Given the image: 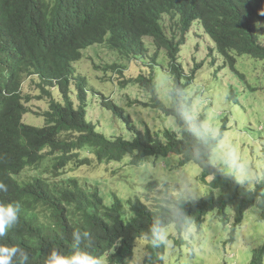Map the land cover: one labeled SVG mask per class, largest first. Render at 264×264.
Instances as JSON below:
<instances>
[{"label": "trees", "instance_id": "obj_1", "mask_svg": "<svg viewBox=\"0 0 264 264\" xmlns=\"http://www.w3.org/2000/svg\"><path fill=\"white\" fill-rule=\"evenodd\" d=\"M106 1L122 9L132 27L147 31L154 29L145 17L149 11L159 16L178 8L183 23L199 19L212 30L226 45L225 54L236 51L264 60V15L260 14L264 0ZM59 15L47 0H0V181L8 188L6 193L0 192V202H18L21 206L18 224L0 242L25 248L29 253L27 264H44L53 248L70 254L71 232L80 228L92 234L89 251L99 258L108 254L112 264H132L134 254L141 257L140 264H166L170 248L151 242L149 228L154 222L167 230L169 240H175L177 247L186 235L202 227L206 215L214 212L221 223L234 222V235L253 207L264 221V183L255 184L254 191L246 194L247 183L237 184L229 168L214 160L228 122L221 123L215 137L205 134L200 131L205 125L203 116H196L186 105L171 111L177 119L176 129H141L124 107L101 94L102 106L125 123L131 138L109 136L97 128L88 117L89 104L78 100L86 78L74 75L78 56L72 43H95L100 39L98 28H76L73 42L60 40L50 34V25L57 24ZM28 77L37 83L39 98L50 97L48 109L40 114L45 117L42 124L25 120L31 112V96L24 92ZM143 80L123 78L118 84L124 87L135 81L154 88L152 83L140 82ZM72 82L79 88L76 100ZM125 158L132 164L156 159L166 167L173 164L170 167L197 171L202 187L193 199L179 189L169 190L156 178L146 181L144 194L134 193L123 199L113 193L108 202L98 183L80 182L73 173L95 159L103 163ZM29 168L37 173L31 180H20L18 176ZM261 168L264 175L262 165L257 170ZM258 197L262 201L259 206ZM177 204L182 219L175 215ZM172 231L180 237H171ZM251 262L263 264L264 247L254 251Z\"/></svg>", "mask_w": 264, "mask_h": 264}, {"label": "rangeland", "instance_id": "obj_2", "mask_svg": "<svg viewBox=\"0 0 264 264\" xmlns=\"http://www.w3.org/2000/svg\"><path fill=\"white\" fill-rule=\"evenodd\" d=\"M166 23L177 29V21L166 19ZM200 28L197 23L192 27V33L182 48L181 62L187 68L194 67L193 55L196 53L199 61H205L209 41L215 46L214 41L206 33L202 37V45L196 51L198 44L194 30ZM149 52L144 56L132 58L123 57L118 51L112 50L107 44H95L83 50V56L74 63L76 68L74 75H81L86 78L78 98L82 103L89 104V119L97 128L107 135H123L131 138L125 123L114 116L101 104V94H105L124 107L127 113L136 124L144 128L150 127L153 131H161L166 127L177 128V119L172 114H166L161 110L154 109L148 100V91L137 84L120 86L114 81L113 70L105 66L111 62H118L124 65L126 77H131L134 67L139 66L140 72L149 69V62L157 50L154 45L147 44ZM88 62H81L84 59ZM91 64V65H89ZM101 68H95L93 65ZM168 66V57L165 50H160L156 58V71L158 73V89L161 97L169 102L168 83L169 77L164 72ZM186 83L187 79H183ZM72 96L77 99L79 88L72 82ZM24 92L31 96L28 103L31 112L25 116L27 122L42 124L43 117L40 116L48 109L50 97L43 95L37 83L32 78H27L24 84ZM186 92L193 98L194 111H202L206 114L205 125L215 129L218 133L221 123L227 117L230 119L228 127L224 130V139L215 153V162L229 164L223 161L234 157L241 163H248L254 172L262 173L264 168V60L256 59L249 55H238L235 67L221 65L218 63L209 65L206 61L194 80L186 87ZM147 94V95H146ZM56 96H59L55 94ZM78 101V102H79ZM228 121V120H227ZM91 154V153H89ZM169 162L171 159H167ZM173 164L164 166L161 160L148 159L147 164H132L127 158L122 161H105L99 163L95 159L91 164L73 173L80 182L89 180L94 182L100 193L109 200L111 194L116 193L123 199L134 193H145L146 181L158 178L164 186L168 185L169 190L179 189L181 194H188L189 191L197 193L202 187L197 182V171L187 168L177 169L170 167ZM188 167V166H186ZM180 168V167H179ZM189 168V167H188ZM45 167H41L44 170ZM37 173L34 168H29L18 177L20 180L28 181ZM203 192L202 190H200ZM143 193V194H144ZM229 219H233L232 215ZM217 212L206 215L202 227L193 230L191 235H186L183 242L177 247L175 240L172 247L168 264H253L254 251L264 247V221L261 219L256 207L251 208L245 216V221L233 234V221L220 222ZM171 237H180V233L172 231ZM103 261V260H102Z\"/></svg>", "mask_w": 264, "mask_h": 264}, {"label": "clouds", "instance_id": "obj_3", "mask_svg": "<svg viewBox=\"0 0 264 264\" xmlns=\"http://www.w3.org/2000/svg\"><path fill=\"white\" fill-rule=\"evenodd\" d=\"M47 2L50 4L52 11H58L60 13V15L57 16V24L50 25V34L60 40L72 41L73 33L76 28L83 31L92 27H97L100 39L91 45L99 43L107 44L110 49L118 51L126 58L144 56L149 52L147 44L154 45L157 50L152 56V59L149 62V69L146 72H140V67L136 66L134 67L133 73H130L131 77H126V71L123 64L114 61L107 64L105 67L113 70L115 74L113 77L114 81H118V77L129 80L143 78L144 80L140 81L141 83H152L154 86L152 90L140 83H136L135 81H133L134 83H128L125 85L137 84L143 86L142 88H145L149 95L145 104L150 103V106L154 109L161 110L169 115H172V110H177L189 105L196 116H203L205 122L206 114H203L202 111L197 114L194 111L193 98H190L191 95L186 92V87L194 80L196 74L200 71L206 61L209 65L218 63L219 67H221L223 63V65H229L234 68L238 55L252 56L248 53H238L236 51H230V54L228 55L225 54L224 49L226 45L218 39L212 30L208 29L199 19L191 21L186 20V24L183 23V14L178 8L165 10L161 12L159 16H155L149 11V15L145 17L154 26V29L147 31L132 27L127 14L116 4L106 0H47ZM260 14L264 15V11L260 12ZM166 19L177 21V26L179 25V27L174 29L171 25L166 23ZM195 23L200 27L194 30L198 40L196 51L201 48L203 42L202 37L206 36L205 31L214 41L215 46L206 36V41L209 42V49L206 52L207 56L205 61H199L198 56L194 53V67L187 68L181 62V52L183 46L188 40V35L193 31L192 27ZM261 26L264 27V25ZM72 45L78 56L77 61L82 58L83 50L91 46H81L80 44L74 43H72ZM160 50H165L168 57V66L164 68V72L168 75L170 80L167 92L169 102H166L161 97L158 89V73L155 65ZM88 61L89 60L86 58L81 64ZM93 67L98 69L101 68V66L97 64L93 65ZM75 76L78 78L81 75ZM183 79H187V82L184 83ZM74 82H76V80ZM40 116L43 117V115ZM43 118L45 119V117ZM225 121L230 124V119L228 117ZM145 127L148 126L146 125L144 128ZM200 131L205 134H210L213 137L217 135V133L211 130L207 125H201ZM223 162L229 164V174L237 184L244 185L247 183L248 187L245 190L246 194L254 191L255 184L264 183V175L254 172L248 163H241L234 157ZM7 191V185L0 181V192L6 193ZM189 195H191L193 199L196 198V194L191 191H189ZM261 203L262 201L258 197L256 205L259 206ZM20 207L21 206L18 202H0V238H3L9 230L13 229L18 224ZM174 212L177 219L183 218L182 209L178 204L174 207ZM149 232L153 237L151 241L153 244L159 243L169 248L172 247V242L168 238L167 230L159 226L157 222H154L153 225L150 226ZM71 240L72 248L70 254L53 248L47 254L44 264H112L109 260L108 254L103 258H99V255L94 256L89 251L93 243L90 231L75 228L71 232ZM170 252L168 251L169 255ZM28 260L29 253L25 248L19 245H9L0 242V264H27ZM140 260L141 257L134 254L132 264H140ZM168 260H166V264H168Z\"/></svg>", "mask_w": 264, "mask_h": 264}]
</instances>
